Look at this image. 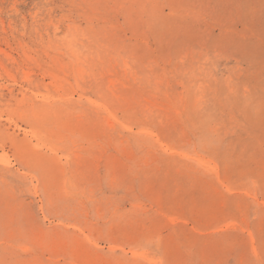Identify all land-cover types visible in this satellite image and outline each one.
<instances>
[{
	"label": "rangeland",
	"instance_id": "obj_1",
	"mask_svg": "<svg viewBox=\"0 0 264 264\" xmlns=\"http://www.w3.org/2000/svg\"><path fill=\"white\" fill-rule=\"evenodd\" d=\"M0 264H264V0H0Z\"/></svg>",
	"mask_w": 264,
	"mask_h": 264
}]
</instances>
